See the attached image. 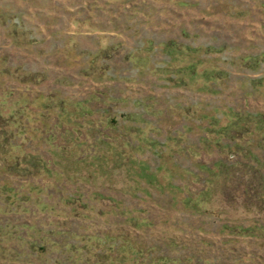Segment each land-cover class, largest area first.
I'll return each instance as SVG.
<instances>
[{"label":"rangeland","instance_id":"rangeland-1","mask_svg":"<svg viewBox=\"0 0 264 264\" xmlns=\"http://www.w3.org/2000/svg\"><path fill=\"white\" fill-rule=\"evenodd\" d=\"M86 102L90 119L150 123L157 150L134 160L119 143L82 142ZM230 111L241 120L226 134ZM0 112L23 113L37 137L58 138L62 122L81 142H29L51 159L41 174L0 153V264H142L203 250L264 264V0H0ZM201 192L204 211L184 204ZM41 230L58 235L36 241ZM125 242L136 252L111 248Z\"/></svg>","mask_w":264,"mask_h":264},{"label":"trees","instance_id":"trees-1","mask_svg":"<svg viewBox=\"0 0 264 264\" xmlns=\"http://www.w3.org/2000/svg\"><path fill=\"white\" fill-rule=\"evenodd\" d=\"M115 101L114 97H109L108 102L112 103ZM3 104V103H2ZM82 103L80 105V109H82V113L80 114V117L84 120L89 125V128L86 130V137L85 141L82 142H88L89 140L94 141L95 143H101L105 145H113L115 143H119L122 146V149L125 151L126 155L130 156V158H133L134 160L137 159L136 153L144 154L147 151H152V150H157V143L155 140H153L150 137V132L151 130L153 131V128H151V124H146L147 127H142L137 130L134 129H129L125 126V123L122 121H125L124 117L122 116H111V114L107 113L105 118L99 120L96 118L90 119L91 116L96 114V111L90 106V102H86V104ZM105 105H107V102H104ZM77 106L75 105V109L77 110ZM78 111V110H77ZM77 111H74L70 114L69 121H70V126L73 127L74 125L77 124ZM146 113V110H145ZM233 118H228V127L225 128V133L228 132L233 125H237L240 122V116L236 114V112H229ZM21 113L20 115H10L9 118H5L4 113L0 112V153H5L6 154V159L5 163H7V167L17 170L19 173L22 174L26 173V175L30 174H41L43 171H48L51 165V159H46L44 155L41 152L38 151H33L29 146V142H34L38 140L37 138H40V140H43L44 143L51 149H55L56 146L59 144L57 141L61 140L63 142H68L71 144H76V145H81V142L79 141L78 138L75 137V131L73 129L69 128H64L61 129L63 126V123L60 122L56 126L57 130V136L53 134H45L41 133L42 136L37 137L35 135V132L31 130L28 132L26 128H21L22 122L24 121V118L22 117ZM259 118L257 116L252 119V123H257L259 124ZM254 125V124H253ZM53 130V129H52ZM258 133V132H257ZM227 134V133H226ZM260 136V142H257L259 145H264V125L260 127V131L258 133ZM183 139V138H180ZM17 140H21L20 143H17ZM57 143V144H56ZM99 145V144H98ZM188 154L190 155V151H187ZM159 155V154H157ZM15 162V164H10L8 162L10 161ZM142 161H140L141 163ZM147 161H144L140 164V168L144 170H148L147 166L148 163ZM34 164V166H33ZM237 167L240 166L239 163L236 165ZM36 168V170L33 172L32 169ZM207 166H203V169L206 171ZM210 171L214 172L213 169H209ZM188 175L192 176L191 171L186 172ZM217 176V174H215ZM153 180L151 181L153 185H155V188L161 190L162 188L160 187V184L155 177H152ZM162 185V184H161ZM7 188V187H5ZM31 190L29 191L28 195L32 194V190L34 189V186H31ZM29 198V196H27ZM209 196L201 192L199 195H197L196 198H187L184 200V204L188 207L195 206L196 208L200 209L201 211L205 210V207L209 204ZM38 202L42 207H47L48 203L43 201L41 197L38 198ZM125 215L129 216L130 214L126 213ZM137 222H140L143 225H150V222L148 219H141L140 217H136L134 219ZM243 230L244 233H247L248 230L243 229V226H235L234 230ZM54 235H58V233L54 231H49L45 230L37 235V240L36 241H50L52 240ZM35 237V234H34ZM108 240L107 237H103ZM102 237L98 238V242L100 244L105 243L104 239ZM96 239V238H95ZM93 240V239H92ZM120 240V238H119ZM95 241V240H93ZM121 241V240H120ZM126 244H121V245H114L111 247L113 251L115 252H123L121 251L122 249H126L127 251L131 252H136V248L132 246V244L129 242H125ZM126 245V246H125ZM36 246V245H35ZM157 246L154 245L146 250V253L151 256L154 253H157ZM64 249L66 251H71L72 253L80 252L83 248L75 245L72 242H69L67 245L64 246ZM141 256L143 254H146L145 251L141 248L140 250ZM152 257V256H151ZM142 264H225V263H217L215 260H212L209 258L208 255L205 254V251L203 252H195V251H189L186 253L185 256H174L170 257L166 254L158 255L156 257L151 258H143L142 259Z\"/></svg>","mask_w":264,"mask_h":264}]
</instances>
